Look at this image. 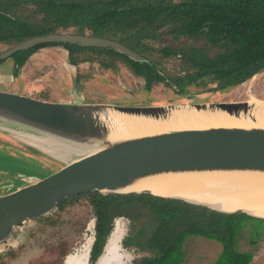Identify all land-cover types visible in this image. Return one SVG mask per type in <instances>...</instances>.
Returning a JSON list of instances; mask_svg holds the SVG:
<instances>
[{
	"label": "trees",
	"instance_id": "16d2710c",
	"mask_svg": "<svg viewBox=\"0 0 264 264\" xmlns=\"http://www.w3.org/2000/svg\"><path fill=\"white\" fill-rule=\"evenodd\" d=\"M69 1L74 0H0V53L33 37L66 33L111 39L144 61H133L112 48L51 42L13 53V76L33 52L48 46L66 50L77 84L81 77L77 68L82 64L108 72L123 67L145 91L164 86L178 98L215 91L224 98L264 68V0ZM33 96L48 99L45 94ZM15 146L11 143V148ZM42 166L45 173L51 170L43 159ZM12 188L5 185L0 193ZM78 199L86 200L91 209V262L102 252L118 218L125 219L127 228L123 246L138 255L132 264H183L185 245L198 237L220 243L221 251L212 264H251L252 251H240L238 238L246 233L252 248L264 234L263 218L222 213L148 193H80L32 221L53 225L50 213ZM23 226L2 243L9 238L21 245Z\"/></svg>",
	"mask_w": 264,
	"mask_h": 264
},
{
	"label": "water",
	"instance_id": "95a60500",
	"mask_svg": "<svg viewBox=\"0 0 264 264\" xmlns=\"http://www.w3.org/2000/svg\"><path fill=\"white\" fill-rule=\"evenodd\" d=\"M100 1L115 0L67 3ZM51 42L112 48L133 61H144L140 55L111 39L66 33L27 39L0 53V59ZM263 72L264 68L247 81L248 98L235 101L147 105L54 102L0 87V123L39 133L46 143L67 147L69 150L61 148L65 154L76 155L70 159L53 155L54 159H63L62 162L31 179L3 169L21 179L19 184L0 194V243L26 222L49 213L66 197L90 191L148 193L222 213L240 212L264 219L242 207L226 210L182 195H161L155 192L153 184L208 173L264 175V99L249 92L253 80ZM203 116L218 120L227 117L242 123L221 124L219 121L199 126L194 117ZM120 117L132 123L159 124V127L146 132L131 131Z\"/></svg>",
	"mask_w": 264,
	"mask_h": 264
},
{
	"label": "rangeland",
	"instance_id": "374dc122",
	"mask_svg": "<svg viewBox=\"0 0 264 264\" xmlns=\"http://www.w3.org/2000/svg\"><path fill=\"white\" fill-rule=\"evenodd\" d=\"M14 65L13 56L1 59L0 87L29 94L32 97L34 94H45L48 96V101L54 102L94 100L101 101L94 103L147 105L184 101H217L222 98L219 91L210 94L194 93L188 98H178L171 89L164 86L147 92L140 81L131 77L123 67L116 72H108L100 70L96 65L82 64L77 68L81 75L77 84L75 67L67 63V52L61 46L37 49L18 69L16 76H13ZM247 90L248 82H244L220 101L244 100L248 98ZM224 92L227 93L226 90ZM249 92L264 99V74L253 80ZM251 97L254 98L253 95ZM11 143L16 144L12 147L13 149ZM0 147L1 169L22 174L24 179L45 174L42 159L45 165L54 169L63 159H54L53 155H61L65 159L76 156L73 152L65 154L61 148L46 143L43 135L39 133L8 123H0ZM20 179L12 173L1 172L0 187L9 183L11 184L8 186H15L19 184ZM49 219L55 221L53 225H48L45 220L44 225H37L32 220L26 222L21 228L25 229L21 245L14 248L7 242L0 245V249L2 246L5 248L0 255V264H62L67 254L75 249L83 248L89 242L88 226L92 221V214L86 200H75L63 210L51 212ZM115 221L117 224L107 245H117V242L126 236L125 219L118 218ZM245 235L246 233L238 238L237 247L240 251H252L251 264H264V234L260 235L252 248L245 240ZM8 240L9 238L6 241ZM86 248L84 247L82 251H86ZM220 251V243L214 240L193 238L184 247L183 264H212ZM123 258L128 259V254H124Z\"/></svg>",
	"mask_w": 264,
	"mask_h": 264
},
{
	"label": "bare ground",
	"instance_id": "6f19581e",
	"mask_svg": "<svg viewBox=\"0 0 264 264\" xmlns=\"http://www.w3.org/2000/svg\"><path fill=\"white\" fill-rule=\"evenodd\" d=\"M251 100L254 98L250 97ZM220 120L210 116L201 118L194 117V121L199 125H208L212 122H221V124H241L234 119L219 117ZM119 120L124 123L131 131H148L156 129L159 124L130 122L120 117ZM264 121V119H263ZM148 124V125H147ZM53 146L69 150V148L53 144ZM160 183V184H159ZM153 182L156 185L155 192L161 195H182L196 201L208 202L218 208L230 210L237 207L245 208L257 216L264 217V175H253L243 173H215L200 174L191 176H179L175 178ZM118 245H106L105 252L100 258L98 264L107 260V256H113ZM116 254L115 256L117 257ZM120 257V256H118ZM72 264L78 258L70 255ZM122 257L119 259V261Z\"/></svg>",
	"mask_w": 264,
	"mask_h": 264
},
{
	"label": "flooded vegetation",
	"instance_id": "af4514ba",
	"mask_svg": "<svg viewBox=\"0 0 264 264\" xmlns=\"http://www.w3.org/2000/svg\"><path fill=\"white\" fill-rule=\"evenodd\" d=\"M11 183H9L8 185H10ZM7 185V186H8ZM5 186V185H3ZM1 186V187H3ZM116 224L117 222L115 221L114 222V225H113V228L110 232V234L107 236L106 240H105V243L103 245V248H102V252L98 255V257L96 258L95 261L91 262L90 261V254H89V251H90V247H91V236H90V240L87 244H85L83 246L84 247H87L86 248V251H82L83 248L81 249H75L73 252H70L69 254L66 255L64 261L62 264H68L69 260H70V256L69 255H75L78 260H75V262H73L72 264H98L99 261H100V258L103 256L104 252H105V248H106V245L108 244L109 242V239H110V236L112 234V232L114 231L115 227H116ZM89 225L88 226V229H89V232H91V226H92V222L90 221L89 222ZM125 237V236H124ZM124 237L121 238V240H119L117 242V245H118V249H115L114 251V254H119L117 255V257L115 255L113 256H107V260H104L101 264H132V261L135 257H137L138 255L134 252V249L133 248H128V247H124L123 246V239ZM9 244L12 248H14L15 246H17V244L15 242H12V241H5L4 243ZM4 243H0V245H3ZM10 249V247H8ZM7 248V249H8ZM6 249V250H7ZM8 249V250H9ZM2 251H5V248L2 246V248L0 249V255H1V252ZM124 254H128L129 258L128 259H122L119 261V259L124 255ZM69 256V257H68ZM120 256V257H118ZM72 259V258H71Z\"/></svg>",
	"mask_w": 264,
	"mask_h": 264
},
{
	"label": "crops",
	"instance_id": "0c3cea01",
	"mask_svg": "<svg viewBox=\"0 0 264 264\" xmlns=\"http://www.w3.org/2000/svg\"><path fill=\"white\" fill-rule=\"evenodd\" d=\"M6 88V87H5Z\"/></svg>",
	"mask_w": 264,
	"mask_h": 264
}]
</instances>
